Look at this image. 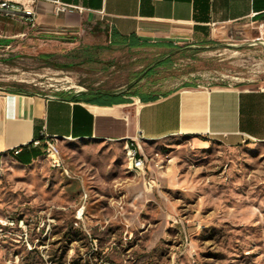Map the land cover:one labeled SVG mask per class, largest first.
Returning <instances> with one entry per match:
<instances>
[{
	"label": "rangeland",
	"instance_id": "obj_1",
	"mask_svg": "<svg viewBox=\"0 0 264 264\" xmlns=\"http://www.w3.org/2000/svg\"><path fill=\"white\" fill-rule=\"evenodd\" d=\"M247 39L220 35L200 47L163 51L112 47L106 34L107 49L86 52L83 44L41 37L24 49L0 50V91L264 87V39ZM147 147L166 174L161 194L137 196L139 186L126 194L120 180L121 171L134 177L126 149L106 142L103 157L84 158L80 144L59 146L72 173H85L90 196L81 216L80 183L53 168L50 157L7 164L0 175V264H264V143L230 147L171 137Z\"/></svg>",
	"mask_w": 264,
	"mask_h": 264
},
{
	"label": "crops",
	"instance_id": "obj_2",
	"mask_svg": "<svg viewBox=\"0 0 264 264\" xmlns=\"http://www.w3.org/2000/svg\"><path fill=\"white\" fill-rule=\"evenodd\" d=\"M60 1L82 6L85 11L57 16L53 0H37L35 28L22 14L16 19L0 16V50L24 49L41 37H51L65 46L83 44L86 52L105 50L102 39L107 34V20L114 23L112 47L196 48L220 35L235 33L247 36V44H260L264 39V0ZM168 56L163 60L168 61ZM43 127L59 146L80 144L84 158L103 157L99 150L106 142L126 149L131 139L142 134V153L149 158L146 170L132 172L134 177L121 171V184L126 194L134 185L139 186L137 196L161 194L160 176L166 171L161 170L158 152L149 151L147 145L171 137H185L189 142L218 139L230 147L264 143V87L184 83L164 92L154 87L145 92L128 88L99 97L0 91V160L4 167L9 163L28 166L45 154L43 145L32 144ZM17 147L21 150L16 154ZM84 174L76 172L74 180L80 183V195L84 189L90 196Z\"/></svg>",
	"mask_w": 264,
	"mask_h": 264
},
{
	"label": "built area",
	"instance_id": "obj_3",
	"mask_svg": "<svg viewBox=\"0 0 264 264\" xmlns=\"http://www.w3.org/2000/svg\"><path fill=\"white\" fill-rule=\"evenodd\" d=\"M37 0H28L27 3H21L16 0H0V16L6 19H16L19 15H23L29 25L32 28L37 26V10H36ZM54 3V14L59 16L62 14H69L74 11L83 14L85 8L76 4L63 2L60 0H53ZM103 12V11H102ZM105 30L110 38V42L113 39L114 33V23L111 20H107L105 25ZM142 138V134L131 139L127 144H130L131 147L135 150L136 153V166L140 169V174L144 173L146 170L147 164L149 162V158L147 155L142 153V147L140 145V139ZM32 144L34 146H44V153L46 157H50L51 166L61 171L65 176H73L77 178L76 174L72 173L71 168L61 155V151L59 148L58 140H54V136H49L45 133V127H43L40 135L33 139ZM21 150L20 147L14 149L15 153H19ZM0 164L2 160H0ZM1 175V174H0ZM87 192L83 189L82 192V204L79 210H84L85 202L87 199ZM78 210V212H79ZM82 213V212H81Z\"/></svg>",
	"mask_w": 264,
	"mask_h": 264
},
{
	"label": "bare ground",
	"instance_id": "obj_4",
	"mask_svg": "<svg viewBox=\"0 0 264 264\" xmlns=\"http://www.w3.org/2000/svg\"><path fill=\"white\" fill-rule=\"evenodd\" d=\"M126 151H127V157L129 159V163H130V170L136 174H140V169L139 167L136 166V153L135 150L131 147L130 144L127 145L126 147ZM3 158V157H2ZM5 167L3 166V164H0V174H2L4 172ZM82 210H79L78 215L81 216Z\"/></svg>",
	"mask_w": 264,
	"mask_h": 264
},
{
	"label": "trees",
	"instance_id": "obj_5",
	"mask_svg": "<svg viewBox=\"0 0 264 264\" xmlns=\"http://www.w3.org/2000/svg\"><path fill=\"white\" fill-rule=\"evenodd\" d=\"M45 56H49V55H45ZM162 63H164V62H161V64ZM14 92H23V91H14ZM63 94V93H62ZM103 94H105V93H103V92H101V91H97L96 93H93L92 94V96H94V97H99V96H103Z\"/></svg>",
	"mask_w": 264,
	"mask_h": 264
}]
</instances>
